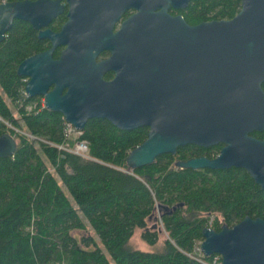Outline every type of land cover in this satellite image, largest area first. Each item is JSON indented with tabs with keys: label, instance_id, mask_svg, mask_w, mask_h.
I'll list each match as a JSON object with an SVG mask.
<instances>
[{
	"label": "water",
	"instance_id": "obj_1",
	"mask_svg": "<svg viewBox=\"0 0 264 264\" xmlns=\"http://www.w3.org/2000/svg\"><path fill=\"white\" fill-rule=\"evenodd\" d=\"M190 0H67L58 31L48 24L63 11L60 0L0 2V42L14 19L29 21L50 47L17 66L27 77L29 97L43 96L82 130L90 119H105L119 129L145 126L146 138L132 148L126 164L152 163L178 146L222 144L214 157L178 160L191 169L241 168L264 189V0H240L229 19L186 22L169 8ZM115 33L113 22L125 9ZM42 28V29H41ZM41 29V30H40ZM62 46L57 58L56 47ZM104 49L110 57L96 60ZM107 70L114 72L105 80ZM17 148L14 136L0 134V157ZM200 248L217 253L222 264H264V219L246 215L219 230L205 226Z\"/></svg>",
	"mask_w": 264,
	"mask_h": 264
},
{
	"label": "trees",
	"instance_id": "obj_2",
	"mask_svg": "<svg viewBox=\"0 0 264 264\" xmlns=\"http://www.w3.org/2000/svg\"><path fill=\"white\" fill-rule=\"evenodd\" d=\"M239 8L240 0H190L177 12L197 24L229 19ZM46 47L22 20H14L0 42V134L11 133L17 145L13 155L0 157V264H204L190 253L209 219L216 230L246 215L264 219V189L244 169L175 166L214 157L221 143L181 145L174 155L130 169L126 156L148 128L123 130L90 119L79 136L88 157L59 149L67 140L62 115L38 97H24L16 72L24 58ZM250 134L264 139V130ZM136 230L147 249L131 243Z\"/></svg>",
	"mask_w": 264,
	"mask_h": 264
},
{
	"label": "built area",
	"instance_id": "obj_3",
	"mask_svg": "<svg viewBox=\"0 0 264 264\" xmlns=\"http://www.w3.org/2000/svg\"><path fill=\"white\" fill-rule=\"evenodd\" d=\"M23 82H25V79H22ZM22 95L24 97H28L27 93L25 92L24 87L22 88ZM40 105L42 107H45L44 105V100L40 101ZM28 109H30V107H28ZM63 118V124H64V135L65 138L67 139L65 143L56 145L59 149L74 153L76 155L79 156H83V157H88L87 152H88V144L87 141L85 139H80L79 136L81 135V130L76 128L75 126H73L70 122L66 121L65 118L62 116ZM15 129V128H14ZM16 132H21L19 129H15ZM27 136H30L32 139H38L36 136L29 134V133H25ZM211 221L212 219H209L208 221V225L207 226H211ZM200 243L201 240H198L194 243L193 246V252L192 254L190 253V255L195 258L196 260L203 262L204 264H222L221 263V256L217 253H213L210 256V259L208 261H205L203 259L204 256H206L203 251L200 248Z\"/></svg>",
	"mask_w": 264,
	"mask_h": 264
},
{
	"label": "flooded vegetation",
	"instance_id": "obj_4",
	"mask_svg": "<svg viewBox=\"0 0 264 264\" xmlns=\"http://www.w3.org/2000/svg\"><path fill=\"white\" fill-rule=\"evenodd\" d=\"M5 2V1H9V0H0V2ZM12 1H21V0H12ZM30 1H34V0H30ZM60 3H61V5H62V7H63V11L60 13V14H58L55 18H53L52 19V21L48 24V28H50L51 30H53V31H58L59 30V28H60V26L62 25V23L66 20V12H67V9H68V2H67V0H60ZM180 9H182V8H180ZM179 9H175V8H172V7H170L169 8V13L170 14H173V15H177V14H179L177 11H178ZM135 10L133 9V8H128V9H125L124 11H122L121 13H120V15H119V17L113 22V24H112V26H111V30H110V32L111 33H115L118 29H119V27H120V25H121V22L126 18V17H128L130 14H132L133 12H134ZM171 11H174V13H172ZM14 20H22V19H14ZM13 20V21H14ZM22 21H25L26 23H28V24H30L29 23V21H27V20H22ZM53 25V27L55 28V29H52L51 27H50V25ZM32 27V26H31ZM33 28V27H32ZM35 31H36V36H37V38H39V39H44V40H46L47 41V46L48 47H46L45 49H48L49 47H50V42L47 40V39H45V38H40V37H38V31L39 30H37V29H35V28H33ZM42 29V28H41ZM40 29V30H41ZM63 47L62 46H58V47H56L55 49H54V51H53V57L54 58H57L58 57V55H59V52H60V50L62 49ZM45 49H43V50H45ZM43 50H41V51H43ZM41 51H39V52H41ZM56 52V53H55ZM35 53H38V52H35ZM35 53H33V54H35ZM55 53V54H54ZM33 54H31V55H33ZM110 55H111V51H109L108 49H104V50H102L101 52H99L98 53V55L96 56V60H103V59H107L108 57H110ZM30 56V55H29ZM28 57V56H27ZM24 79H25V82L27 81V77H25V76H22ZM114 77V72L112 71V70H107V71H105L104 72V74H103V78L105 79V80H111L112 78ZM25 82H24V85H25ZM264 83V82H263ZM263 88V87H262ZM35 97H38L39 99H40V101H42V100H44V97L43 96H40V95H38V96H35ZM217 155V154H216ZM215 155V156H216Z\"/></svg>",
	"mask_w": 264,
	"mask_h": 264
},
{
	"label": "rangeland",
	"instance_id": "obj_5",
	"mask_svg": "<svg viewBox=\"0 0 264 264\" xmlns=\"http://www.w3.org/2000/svg\"><path fill=\"white\" fill-rule=\"evenodd\" d=\"M21 132L20 133H23V134H25V133H27V132H25V131H22V130H20ZM26 135V134H25ZM30 139H32L30 136H28ZM79 233V231H74V234H78ZM139 233H140V230H136L135 232H134V234H133V236L131 237V243L135 246V247H137V248H140V249H147L148 247H147V245H146V243L145 242H143L141 239H140V236H139ZM167 237V234H166V232L162 229V231L160 232V239H164V238H166Z\"/></svg>",
	"mask_w": 264,
	"mask_h": 264
}]
</instances>
